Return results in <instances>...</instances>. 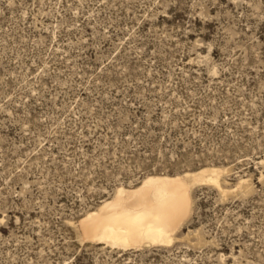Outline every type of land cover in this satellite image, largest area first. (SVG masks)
<instances>
[{"label": "rangeland", "instance_id": "1", "mask_svg": "<svg viewBox=\"0 0 264 264\" xmlns=\"http://www.w3.org/2000/svg\"><path fill=\"white\" fill-rule=\"evenodd\" d=\"M262 158L264 0H0V264H264ZM204 165L225 191L170 245L84 238L116 187Z\"/></svg>", "mask_w": 264, "mask_h": 264}, {"label": "bare ground", "instance_id": "2", "mask_svg": "<svg viewBox=\"0 0 264 264\" xmlns=\"http://www.w3.org/2000/svg\"><path fill=\"white\" fill-rule=\"evenodd\" d=\"M224 171L204 165L173 175L148 174L130 188L120 185L108 199L80 218L82 234L84 238L123 248L143 244L168 246L192 212L193 187L210 182L225 191L219 183Z\"/></svg>", "mask_w": 264, "mask_h": 264}]
</instances>
